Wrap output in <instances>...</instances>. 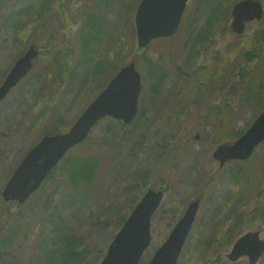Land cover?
I'll return each mask as SVG.
<instances>
[{"label": "rangeland", "instance_id": "rangeland-1", "mask_svg": "<svg viewBox=\"0 0 264 264\" xmlns=\"http://www.w3.org/2000/svg\"><path fill=\"white\" fill-rule=\"evenodd\" d=\"M138 1L0 0V83L12 63L37 39L38 34L39 39L41 35L56 33L58 40L61 43L69 42L73 51L68 69H74V73L67 76L53 101L60 105L61 112L66 110L65 125L68 124L91 96L92 89L98 83L103 85L117 67L132 60L130 52L137 49L134 13ZM261 1L264 6V0ZM57 3H62V12L58 11ZM128 4L134 6V10L133 7L127 8ZM213 4L203 5L201 0H190L176 33L168 39L155 40L146 48L143 56L147 62L156 63L162 57L159 73H164V80L158 89L152 90V79L148 77L146 65H137L145 78L141 103L134 121L120 133L116 151L110 149V138L106 142L100 139L95 143L91 141L82 147L85 153H91L97 160L92 186L77 190L64 181L63 186L59 187L56 207L61 210L62 216H69L63 225L74 241L89 249L83 261L77 259L73 264H97L118 231L116 220L104 221L101 215L97 218L93 205L111 204L119 215H127L143 193L148 188L157 189L155 186L159 182H164L167 188L159 208L152 215V240L141 261L151 258L155 249L167 238L185 206L195 198L200 200L199 211L177 264H246L244 257L235 262L226 258L232 242L248 230L259 229L260 237L264 238V222L262 225H247L251 212L263 199L264 142L255 148L247 161L229 162L218 168L217 160L212 156V150L218 143L213 144L214 139H211L218 131L208 118L204 119L208 109L214 110L218 106L220 117H225L224 111L229 113L231 131L243 132L264 108V14L260 20L249 22L242 34H235L232 30L233 34H228L225 23L231 29L232 19L228 10L225 21L216 22L208 35L198 39L196 32L206 23ZM42 5L45 7L41 8ZM89 7L101 12L107 36L97 45L93 62L79 64L84 11ZM35 12L40 16L32 15ZM247 51L252 52L248 59L245 55ZM96 62H100L98 66L101 68L97 73ZM44 63L42 60L0 102V190L22 152L51 124L49 107L37 119L41 109L45 108L44 104L31 98L30 90L25 94L27 99H21L18 92L20 87L27 88V83H38ZM201 66L204 69L198 71ZM193 72L200 73L197 83L187 81L182 86L186 77L191 80ZM84 77L88 79L84 80ZM194 78H198V75ZM234 82L237 83L235 93L227 94V89ZM193 87L195 92L193 104L190 105L191 96H186ZM179 89L184 90L183 96L189 107L186 115L176 121L175 117L172 120L167 118L166 113L170 104L173 105L171 102L174 98L177 100ZM258 92L261 98L255 101ZM104 124H107L106 120L98 123L91 133L93 138L102 134ZM114 130L116 125L111 129ZM167 130H170L167 134L175 137L176 148L181 146L178 156L168 161L167 166L175 159L182 158L185 166L194 164L198 166L196 169L192 166L190 172L183 167L173 171L171 167L164 166V161L160 162V152L152 157L156 164H149L146 142L152 133L161 134ZM147 169L151 171L145 178L143 173ZM185 174L186 178L182 179ZM55 182V177L46 182L43 192L51 191ZM79 192H86L85 199L89 204L73 215L70 200L77 198ZM36 202L37 194H33L20 209L32 223H37L34 235L23 240L21 230L13 234L11 226L1 235L2 238L10 237V240L0 245V264H11L14 258L19 259L20 264H47L49 251L52 252L59 245L54 240H61L65 227L59 230V225L55 224L54 227L49 220L42 227L39 215L30 213V207ZM16 209L14 204L4 203L0 199L2 227L6 226V219L12 220L8 212ZM89 217L96 223L92 221L89 224ZM238 219L240 223L232 236L226 235V231ZM73 232L79 236V240H76Z\"/></svg>", "mask_w": 264, "mask_h": 264}, {"label": "water", "instance_id": "water-1", "mask_svg": "<svg viewBox=\"0 0 264 264\" xmlns=\"http://www.w3.org/2000/svg\"><path fill=\"white\" fill-rule=\"evenodd\" d=\"M189 0H140L135 12L137 46L145 47L152 39L170 36L176 30L186 3ZM263 7L260 0H238L232 7L231 26L242 33L245 22L260 19ZM38 51L34 46L15 62L0 85V101L21 77L32 67V59ZM142 88L141 74L135 62L123 66L106 87L89 103L71 128L64 133L45 135L21 159L7 180L2 196L5 200L22 203L39 187L73 145L83 141L94 123L111 116L129 123L138 106ZM264 140V109L252 124L234 141L217 146L213 157L219 165L231 159H246L254 148ZM164 196L163 190L148 189L134 206L110 242L105 255L98 264H176L182 246L199 208V200L188 203L183 215L176 221L167 238L154 251L148 261H140L151 241V216ZM264 252V239L259 230H249L232 244L227 258L235 261L242 256L254 264Z\"/></svg>", "mask_w": 264, "mask_h": 264}, {"label": "trees", "instance_id": "trees-1", "mask_svg": "<svg viewBox=\"0 0 264 264\" xmlns=\"http://www.w3.org/2000/svg\"><path fill=\"white\" fill-rule=\"evenodd\" d=\"M210 2L213 4V10L208 15L207 21L203 26L200 28L196 34H199V38L203 36L208 35V33L213 29L212 27L215 25L216 22H223V19L225 21V15L228 10H230V5H232L235 0H201V3L203 5H208ZM216 3V4H215ZM52 4V3H49ZM129 4L132 3L129 1ZM127 5V8H132L134 10V6ZM59 6L58 11L62 12V3L55 4ZM45 6L42 5L41 8H44ZM42 10L40 9L39 12ZM57 11V10H56ZM96 11V12H94ZM37 14L40 16L39 13H33L32 15ZM85 19L84 24L81 29V35H80V58H79V64H85L89 62H93L94 54L97 52V45L102 42L104 38L107 36V31L105 29V23L102 24V21L104 18H102L101 12L98 10H95L94 8L89 7V10L84 11ZM129 19V17H128ZM215 21V22H214ZM129 22L130 19H129ZM33 25V23H32ZM36 25V24H35ZM101 26H104L103 28ZM226 33L233 34L230 27L226 25ZM130 32H128L129 34ZM121 35V33H119ZM39 34L35 37L36 40H33V43L35 46L40 50L39 55L37 59L34 62L33 69L39 65L42 60H44V69L43 71L38 75V83L36 85H32L31 83H27L28 87H20L18 92L21 97V99H27L25 97V94L27 91H31V98H36L40 100L45 108L41 109V113L37 116V119H40L42 117V113L49 107L51 109V118L50 123L45 130L37 137V139L42 136L43 134H51L56 132H62L67 129V126H65V116H66V110L61 112L60 105L54 104L53 101L61 89L64 81L66 80L67 76H70L74 73V69L71 71V69H68L72 62V55L73 51L72 48L69 45V42L65 41L64 43H61L60 40H58V36L55 34L51 35H41L39 37ZM129 40H127L128 42ZM232 49V48H231ZM146 49L144 48H137L136 50H131L130 54L132 57V60L135 61L136 65H146V71L149 74V78L152 79V90H155L156 88L160 86V83L164 80V73L160 71L159 64L162 60V57H159L157 59L156 63L147 62L145 57L143 56ZM234 52V49L232 53ZM133 54V55H132ZM246 59H248L252 52L247 51L245 53ZM95 62V61H94ZM146 62V63H145ZM100 62H96V70L97 73L100 68ZM75 67H78L76 65ZM204 69L202 67H199V70ZM194 76L198 75V78L191 79V82L197 83L199 79L200 73L195 74V72L192 73ZM88 79L87 77H84V80ZM108 81V80H107ZM101 85L98 83L95 88L92 89L91 96L86 100L83 107L86 106V104L94 97V95L99 92L107 83ZM187 81L189 79L186 77L183 80L182 86L187 84ZM193 83V84H195ZM232 85L227 89V94H233L236 91L237 83ZM252 91V89H251ZM195 92V88L193 87L192 90L188 91L187 98L190 96V105L193 104V94ZM184 90L179 89L177 90V100H173V105L170 104L169 110L167 111V118L173 119L176 118V121L180 120L184 115L187 113V107H189V104L185 102V96ZM175 97V95H174ZM261 98L259 92L257 94V97L255 101L259 100ZM248 100V99H247ZM173 106V107H172ZM262 107V106H261ZM219 111V112H218ZM222 113V112H221ZM173 114V115H172ZM211 115V117L209 116ZM225 117H220V110H218V107H215V109L210 110L208 109V113L204 116V119H209L212 124L215 126L216 130L218 131V134H213L211 136V139H214L212 143H221L226 141H231L236 139L242 132H234L231 131L230 125H229V113L224 111ZM107 124H104V131L99 136H96L93 138L91 135L87 137V139L72 148L63 158V160L55 166L46 180L42 183V185L35 191L34 194H37V202L36 205H32L30 207V213L39 215L40 218V224L43 227V225L46 223L48 224V220L51 221L55 227V224L59 225V230H64L63 223L66 222V220L69 218L68 215H61V210L56 207L58 204L59 199V187L63 186L64 181H68L71 188H75L79 190L80 187L92 186L94 177L95 168L97 167V160L94 155L91 153H85V151L82 149V147L86 144H89L91 141L92 143H95V140L100 139L103 142H106L108 138H110L112 148L111 151H116L118 143H119V137L120 133L125 130L127 125H125L122 122H119L117 120L106 118ZM168 121V120H164ZM116 125V131H111V129ZM174 127V126H173ZM103 128V127H102ZM170 130H167L159 134V132L152 133L149 137V141L147 143V149L149 150V164L155 165L156 163L153 162V156L156 155L157 152L161 153L160 162L164 161L165 167H171V169L178 170L179 168L183 167L188 172L191 171L192 166L193 169H196L197 165L192 164L186 165L184 163V160L182 158L175 159L171 162V165L167 166V162L178 156L177 154L180 153L181 146L177 149L176 145V139L174 136L169 133ZM172 136V137H171ZM171 137V138H170ZM36 139V140H37ZM35 140V141H36ZM34 141V142H35ZM33 142V143H34ZM31 143V144H33ZM30 144V145H31ZM153 151V152H152ZM155 152V153H154ZM159 163V162H157ZM198 167V166H197ZM150 169H147L145 174L143 173V177L147 178L148 173L150 172ZM10 174V173H9ZM9 174L6 176L8 178ZM191 176V175H190ZM56 178V182L54 185V188L49 192H43V185L46 182L51 181L53 178ZM240 177V176H239ZM186 178V174L182 179ZM235 177H233L234 179ZM238 178V177H237ZM235 178V179H237ZM158 188H163L166 190L167 185L164 184V182H159L157 184ZM85 193H78L77 198H73L70 200V209L73 211V215H75V211L79 212L81 208L89 204L85 199ZM197 196H201V194H198ZM263 199L260 200V203L256 210H253L250 214V218L248 220L247 225L252 224H261L264 222V192L262 194ZM7 204H14L16 206V210L14 212H8V215L12 219L9 221L6 219L7 222H5L6 226L0 225V245H4L7 241L10 240V237L8 238H2L1 235L5 232H7L11 226L12 233L15 234L19 229L22 232V239L26 240L30 236L34 235V231L37 226V223H32L31 220L26 216L25 212H21L22 206H24L26 203L18 204L15 202H9ZM93 210L97 212V215H101V217L104 218V221L106 219H115V226L118 228L123 223L124 219L127 215H119L118 211L111 206V204H105V205H99L95 204L93 205ZM78 207V208H77ZM47 215V217H45ZM72 215V216H73ZM90 218V217H89ZM95 222L90 218V221H88L89 224L91 222ZM8 223V224H7ZM96 223V222H95ZM240 219L237 220L236 223L233 224L231 228H229L226 231V235L232 236L234 229L239 225ZM10 224V225H9ZM99 225V224H97ZM2 227V228H1ZM236 231V230H235ZM75 233V232H73ZM63 234V233H62ZM61 234V235H62ZM76 235V233H75ZM238 235V234H237ZM76 240H79V236L76 235ZM55 243L59 244L56 249H54L52 252L49 251L47 257V264H73L74 261L79 259L80 261H83L85 257L84 255L89 254V249L86 246H82L79 241H74L71 234H68L67 227H65L64 234L61 238V240H58L57 238L54 240ZM90 245V244H89ZM51 253V255H50ZM104 255V254H102ZM52 259V260H51ZM55 259V261H54ZM11 264H20L19 259L14 258L11 260ZM258 264H264V255L259 260Z\"/></svg>", "mask_w": 264, "mask_h": 264}, {"label": "flooded vegetation", "instance_id": "flooded-vegetation-1", "mask_svg": "<svg viewBox=\"0 0 264 264\" xmlns=\"http://www.w3.org/2000/svg\"><path fill=\"white\" fill-rule=\"evenodd\" d=\"M202 68H204L203 66H201ZM198 71H199V68L197 69ZM196 74H198V72H195ZM193 78V77H192ZM191 78V79H192ZM188 82H190V83H192L191 81H188ZM218 107V106H217Z\"/></svg>", "mask_w": 264, "mask_h": 264}]
</instances>
